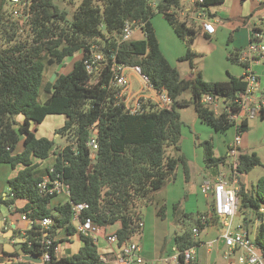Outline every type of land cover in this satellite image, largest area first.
I'll return each mask as SVG.
<instances>
[{"label": "trees", "instance_id": "1", "mask_svg": "<svg viewBox=\"0 0 264 264\" xmlns=\"http://www.w3.org/2000/svg\"><path fill=\"white\" fill-rule=\"evenodd\" d=\"M32 1L29 20L21 21L14 17L10 0H0V166L7 164L17 171L8 181L9 193L2 202L10 207L24 201V206L13 213L27 214L36 221L52 219L49 236L57 239L55 245L73 243L78 236L82 243L79 251L59 257L53 253L51 264H105L100 258L103 249L92 239L77 235L72 223L73 206L87 204L82 217L90 218L97 227L107 230L120 224L115 233L117 248L134 241L143 230L142 207L155 202L181 167L188 177L187 158L181 149L187 125L179 109L193 107L203 124L226 134L234 128L227 110L240 114L238 101L247 83L244 76L207 82L200 73L188 80L168 61L152 22L157 14L185 43L187 50L180 60L193 64L197 56L193 45L199 30L181 18L183 0H83L73 15L55 0ZM224 2L204 0L197 8L209 10ZM126 23H133V28L140 26L144 38L123 41ZM93 51L103 56L97 76L90 74L85 64ZM79 53L82 57L69 73L57 74L52 82L46 80L48 67L61 66ZM240 57L230 54L229 60L249 68ZM116 66L137 68L153 90L167 94L171 108L145 98L138 100L135 109L129 108L122 93L124 84L112 82ZM42 87L49 96L44 103L39 101ZM187 94L189 99L185 98ZM206 95L222 100V114L216 115L202 102ZM49 116L65 117L64 125L54 132V136L66 138L64 148H57L54 138L37 134L38 126ZM259 116H264V110ZM248 130L249 120H244L241 134ZM92 138L98 146L94 151L96 163L89 145ZM21 141L23 149L17 152ZM197 147L207 167L230 166L228 153L216 156L212 140L198 142ZM51 156L55 157L53 165L43 167ZM258 166L264 168V163L256 153L240 156L241 177ZM46 177L68 185L69 198L55 202L56 196L41 194L38 186ZM240 185L242 227L254 236L264 256V175L251 188L241 180ZM165 211L166 206H161L159 216L165 218ZM173 212L175 224L181 226V233L174 235L180 253L198 246L193 229L199 235L221 224L212 200L203 213H186L179 204L173 206ZM39 230L34 226L33 231H27L30 241L40 235ZM63 233L65 238H61ZM24 249L33 256L43 252L35 242Z\"/></svg>", "mask_w": 264, "mask_h": 264}, {"label": "crops", "instance_id": "2", "mask_svg": "<svg viewBox=\"0 0 264 264\" xmlns=\"http://www.w3.org/2000/svg\"><path fill=\"white\" fill-rule=\"evenodd\" d=\"M263 2L264 0H225L223 4L205 10L208 18L211 19L217 27L216 33L211 37L199 32V35L209 40L212 45L208 52L201 53L206 65L204 70L199 69L198 67H192L189 74L183 78L188 80L193 79L199 73L207 82H226L229 80L230 76L242 77L245 74V67L240 62L235 63L230 61L229 55L240 54L241 56L251 41L253 31H258V34L261 35L263 34ZM164 21L166 23L157 19L155 21V26L157 28L158 25H160L162 32L169 38L174 49L179 53L176 57V60H178L185 55L187 50L186 45H181L180 39L176 37L177 35L173 33L174 31H171L172 28L165 18ZM156 28L155 32L160 44ZM261 42H264V36H262ZM160 48L170 62L168 56L162 49L161 44ZM76 55L79 56L78 59L82 57L80 53ZM174 67L177 68V66ZM250 67L259 78L260 87L256 94L259 99H262L264 98V57L256 59ZM200 70H202V72H200ZM125 75L126 77L129 76L127 79L128 82H130V87H132V89L134 85L133 82H137V90L135 92L144 90L143 96L147 99H152L156 104L163 102L164 97L167 96L165 92L157 93L150 89L147 82L137 71L127 69ZM256 120L259 121L255 122ZM182 121L187 127L183 132L181 149L187 158L189 174L187 177L185 171L181 167L175 178L157 194L155 202L151 205L142 207L141 209L144 226L142 233L137 236L138 239H136V237L134 241L136 240V242L141 244L147 264H176L173 262H166L165 260L168 256L174 253L175 249H177L175 242L173 245H171L170 242L174 240L175 233L181 228L179 224H175L173 206L179 204L181 210L186 213L198 214L200 212H206L209 209L211 198L202 191V184L207 179H215L218 174L226 168L223 166L218 168L207 167L204 162L202 150L197 147V143L212 140L215 145L216 156H224L228 153V148L232 144L235 136H230V133L228 132L226 134L214 132L210 127L200 121L197 113L193 127L188 125L183 119ZM251 122L253 123L251 124ZM263 127L264 116H257L256 118L249 120V130L242 135L240 156L243 153L252 152L259 156L258 152L254 149L260 142H262L263 137L259 135L258 137H255V135H252V131L255 128ZM221 167L222 170L220 169ZM14 172L15 174L13 177H15L17 173L16 171ZM247 179L248 174L241 177V181L246 187H248ZM57 198H62L64 200L68 199V197L64 195L57 196ZM19 202L22 203L24 201H16L12 207H14V209L18 208L17 206H19ZM163 205L166 206L165 218L159 216V209ZM14 209L13 211L9 210L10 214H15L13 213ZM5 223L10 227L9 233H11V237H13L15 233L14 239H17L28 226V222L24 221L22 218L21 221L18 222L10 218H3L0 221V225H4ZM172 227L175 228V232H173ZM119 228L120 224H116L109 227L106 231L108 234H115ZM220 229L221 224L219 226H210L196 236V240L199 244L195 247V260L191 264H240L238 262V256L240 255L239 251H236L228 258L225 257L227 247L224 243V239L221 237ZM172 233L173 235L171 236L170 234ZM217 233H219L218 236ZM11 237H8L6 240L10 241ZM75 238H78V236L74 237V239ZM79 242L80 243L78 244V241H76L78 247L74 253L78 252L82 245L80 239ZM101 242H103L104 248L102 249L104 253L107 246L103 240H101ZM63 243H65L66 246H64ZM63 243H61L62 249L67 252L71 251L74 244H76L75 240L73 243H68L67 241ZM10 248L12 249V247ZM6 251L7 250L5 249L4 252ZM60 256L69 255L60 254ZM179 264L187 263L180 262Z\"/></svg>", "mask_w": 264, "mask_h": 264}, {"label": "built area", "instance_id": "3", "mask_svg": "<svg viewBox=\"0 0 264 264\" xmlns=\"http://www.w3.org/2000/svg\"><path fill=\"white\" fill-rule=\"evenodd\" d=\"M182 2L183 8L181 10V18L194 24L200 33L209 37L213 36L216 33V24L208 18L205 9L197 8L199 4L204 3V0H183ZM10 4L12 6L13 15L16 17V19L21 21L29 20L31 7L33 5L32 0H10ZM140 30V26L133 28V23H126L123 30V41L132 39L135 32ZM256 38L258 40H255ZM261 39L262 35L254 33L253 31L251 41L240 57L242 62L248 63L250 66L253 62H255L256 59L264 57V42H261ZM96 48L97 46L93 47V49ZM102 62L103 56L93 51L92 57L85 61L87 71L90 74H95L96 76L99 75L100 69L102 68ZM127 69H133L140 74L137 68L116 66L114 69L115 75L112 82L115 84H124L122 93L125 96V102L127 103V106L131 108L129 106V102H132L133 100L134 105L131 109H135L139 99L147 98L143 96L144 90L133 92L132 87H130V82H128V79L125 75V71ZM243 76L247 83V89L242 95V99L238 101L240 106V114L233 115L229 109L227 110V112L231 114L230 120L234 122L235 130V137L228 151L230 166L226 167L224 171L220 172L215 179L205 180L201 188L204 194L210 196L213 209L220 219L221 227L223 229L222 238L224 239V243L227 247L225 257L228 258L236 251H239L240 255L238 256V262L240 264H264V256L258 251L254 236L249 235V231L245 230L242 225L239 226L235 231L232 228L233 218L238 215L240 206L239 193L241 189V174L239 172V165L242 139V122L244 120L256 118L264 110V98L259 99L256 94L260 87L258 76L251 67L245 70V74ZM141 77L143 76L141 75ZM144 80L146 81L145 78ZM150 89L152 88L150 87ZM202 102L205 105L210 106L216 115H220L224 111L223 102L218 97L206 95L202 98ZM158 105L162 108L170 109L172 101L168 96H166L164 97L163 102ZM89 145L93 149V157L96 158L94 151L97 150L98 146L94 138L91 139ZM38 187L41 194L56 197L64 195L68 198L70 195L69 186L64 184L59 179L46 177ZM87 208V204L74 205L72 209V223L76 229L77 235L92 239L96 245H98L101 240L106 243L107 249L100 255L102 262L105 264H147V261L143 255L142 246L139 242L132 241L121 248H117L118 238L116 234H108L105 229L94 225L90 218L82 217V213ZM11 209L12 206L9 207V210L13 211ZM21 218L28 222V226L22 232V234L14 240V242H21L23 247H25L26 244L28 247H30L35 242L36 244L40 245L43 251L42 255L38 256L41 259L40 264H51L53 262V253L59 257L62 250L61 244L55 245L57 239L51 238L49 236V231L53 225L52 219L45 218L41 221H36L30 219L27 214H21ZM34 226H38L40 229L39 232L41 233L35 238V241L33 242L30 241L27 231H33ZM140 226L143 227L144 224L141 223ZM193 234L196 239V236L198 235V230L196 228L193 229ZM195 254V248L187 249L183 253H180L177 249H175L174 253L168 256L165 260L166 262H173L176 264H179L181 261L190 264L194 262ZM12 261L25 262L18 255L17 259ZM26 263L36 264L32 262Z\"/></svg>", "mask_w": 264, "mask_h": 264}, {"label": "rangeland", "instance_id": "4", "mask_svg": "<svg viewBox=\"0 0 264 264\" xmlns=\"http://www.w3.org/2000/svg\"><path fill=\"white\" fill-rule=\"evenodd\" d=\"M56 3H58L62 8H67L70 11V14L73 15L74 11L76 10V8L81 4V2L83 0H55ZM157 19H160L161 21H163L164 23H166L164 21V18L160 15H156L153 18V25L155 26V21ZM156 28V26H155ZM158 28V29H157ZM156 28L157 30V34L160 40V44L162 49L164 50L165 54L168 56L171 64L173 66H177V68L180 70V74L182 77H185L187 74H189V72L191 71V68L194 67H198L199 69L204 70L205 68V60L204 57L201 55V53L204 52H208L211 48V42L209 40H207L206 38H204L203 36L198 35L195 43L193 45V50L197 53V56L194 58L193 60V64L188 61V60H184L181 61L180 59L176 60L177 55L179 54L178 52H176V50L173 47V44L171 43V41L169 40V38L162 32V29L160 27V25H158V27ZM171 29V28H170ZM171 31H173L171 29ZM174 33V32H173ZM177 37V36H176ZM133 38L135 39H141L144 38V35L142 34L141 31H136ZM181 45H185L181 40H180ZM78 55H75L74 57L67 59L65 64L61 65V66H54V67H48V70L46 72L47 74V81H54L57 77V74H67L69 73L72 68H73V63L78 59ZM202 70H200V72H202ZM129 78V76L127 77ZM95 81V80H93ZM133 92H135L137 90V82H133ZM132 83V84H133ZM48 94L45 92V90L43 89V87L41 88V92H40V97H39V101L40 103H44L47 98H48ZM185 98L189 99L190 95L187 94L185 95ZM134 105V101L132 100V102H129V106L132 108ZM179 112L182 116V119L191 127H193L195 119H196V112L195 109L193 107H188V108H181L179 109ZM259 120H256L255 122H257ZM65 122V117L64 116H49L46 118V120L44 121L43 124H41L40 126H38V136H44L47 138H54L55 142H56V147L57 148H64V146L66 145L67 141L66 138L61 137V136H54V132L57 128H60L64 125ZM253 122H251L252 124ZM228 133H230L231 135H235V131L234 128L229 130ZM252 135H255V137L262 136V142H260L256 147H255V151L258 152L259 154V158L261 159V161L264 163V127L263 128H255L252 131ZM235 137V136H234ZM60 146V147H58ZM23 149V142L21 141L16 150L17 152L22 151ZM54 158L53 156H51L48 160L44 161L42 166L43 167H47V166H52L54 163ZM222 170V167L220 168ZM17 172V171H16ZM15 172L14 170L11 168L10 165L7 164H3L0 166V221L3 218H10L16 222L21 221V214L19 213H15V214H10L9 208L6 204H4L2 202V199L5 198V195L9 193V185H8V181L14 176ZM17 174V173H16ZM264 175V168L262 166H258L256 168H254L249 174H248V179H247V184H248V188H251L253 185H255L257 183V181ZM63 200V202L65 201L62 198H57L55 200L56 201H61ZM62 202V201H61ZM20 203V202H19ZM19 206L17 207H23L24 206V202L18 204ZM14 207H12L11 210H13ZM243 220H244V216L241 213H238V215L236 217L233 218V225L232 228L235 231L239 226H241L243 224ZM10 231V227L6 225V223L4 225H0V264H2L3 262L8 263L9 261L15 260L17 259V256L11 257L8 256L6 254H4L5 249L11 251V253L15 254V252L12 251V249L10 248L9 245H13L11 243V241L6 240L8 237H11V233H9ZM221 232V237L223 236V229L221 227L220 229ZM4 235H2V234ZM178 233H181V228H179ZM219 235V233H217V236ZM15 233L13 235V237H11L10 240H15L14 239ZM66 235L65 233H63L61 235V238H65ZM138 239V237L136 238ZM75 243L76 241L79 242L78 238H75ZM136 241V240H135ZM64 246H66L65 243H63ZM78 244H74L73 248L71 251H64L63 249L61 250V255H72L74 254V252L77 250ZM171 245L174 244V240L170 242ZM7 245V246H6ZM63 246V247H64ZM99 247L104 248L103 247V242L100 241L99 243ZM63 252V253H62Z\"/></svg>", "mask_w": 264, "mask_h": 264}, {"label": "water", "instance_id": "5", "mask_svg": "<svg viewBox=\"0 0 264 264\" xmlns=\"http://www.w3.org/2000/svg\"><path fill=\"white\" fill-rule=\"evenodd\" d=\"M97 161V157L95 158L94 162L96 163ZM173 232H175V228L172 227ZM171 236L173 235L170 234ZM10 247H12V251L17 253L18 256H20L25 262H32V263H36V264H40L41 263V259L38 256H33L30 255L29 253H27V251L24 249L23 244L21 242H18L16 244L13 245H9ZM8 254H12L11 251H6Z\"/></svg>", "mask_w": 264, "mask_h": 264}, {"label": "flooded vegetation", "instance_id": "6", "mask_svg": "<svg viewBox=\"0 0 264 264\" xmlns=\"http://www.w3.org/2000/svg\"><path fill=\"white\" fill-rule=\"evenodd\" d=\"M10 241H11L12 244H16V242H14V241H12V240H10ZM17 243H18V242H17Z\"/></svg>", "mask_w": 264, "mask_h": 264}]
</instances>
